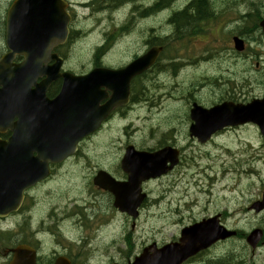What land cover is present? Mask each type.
<instances>
[{
    "label": "rangeland",
    "instance_id": "374dc122",
    "mask_svg": "<svg viewBox=\"0 0 264 264\" xmlns=\"http://www.w3.org/2000/svg\"><path fill=\"white\" fill-rule=\"evenodd\" d=\"M210 1L211 10L215 13L224 1L240 4L239 0ZM253 1V5L247 3L246 10L257 13L264 9V0ZM182 3L179 0L177 5ZM171 10L159 12L157 17L143 21L129 34L117 36L109 51L110 58L105 62L120 66L130 61L144 48L147 31L151 27L155 30L153 35L157 30L160 37L170 35L173 31V24L169 22ZM88 12L79 10V26L84 24L86 28L79 35L68 61V66L78 72L88 70L93 64L96 45L103 42L104 32L111 25L107 10L94 13L97 20H102L97 24L99 32H92L90 26L94 19L82 18V14ZM122 12L115 13V17L118 19L125 15ZM256 15L250 14L244 20V26H238L233 35L242 31L247 39L260 35V30L253 33L250 30ZM222 20L215 30L214 23L208 30L202 23L197 34L185 38V47L179 54L160 60L158 67L144 78L148 89L142 95V102L134 104L125 114L115 115L100 133L83 143L76 157L56 167L47 185L32 192L25 211L28 229L40 218L49 219V223H59V212L63 215L66 211L73 212L76 217L66 218V221L62 218L60 229L71 242H77L81 258L87 264L133 261L145 246L152 242L162 245L176 240L184 226L217 212L222 213L226 225L231 228L244 233L250 231L257 218L247 209L259 197L264 186V143L261 136L256 129H232L215 136L210 143L202 144L188 134L189 93L205 106L213 104L218 94L216 90L220 87V76H228L234 69L229 66L230 59L220 62V49L227 55L233 54V45L223 47L226 42L231 44L229 38L216 34L219 41L212 40L219 29L225 28ZM243 58L240 57L241 60ZM171 62L177 64L174 66ZM150 78L154 79L148 83ZM131 124L132 127H123ZM165 132L168 135H164ZM170 135L175 138V144L184 149L183 164L171 175L145 185L149 199L137 220L125 215L117 217L119 212L113 206V198L95 188L94 175L99 169H106L123 176L118 164L127 142L137 147H156L163 136ZM247 167H251L252 172L247 171ZM88 201L92 204L85 207L83 204ZM250 249L244 240L231 241L208 255L206 264L211 263L210 256L223 259L225 264H264V246L254 253Z\"/></svg>",
    "mask_w": 264,
    "mask_h": 264
},
{
    "label": "water",
    "instance_id": "95a60500",
    "mask_svg": "<svg viewBox=\"0 0 264 264\" xmlns=\"http://www.w3.org/2000/svg\"><path fill=\"white\" fill-rule=\"evenodd\" d=\"M50 3H57L58 5V0H24L22 4L23 14L20 13L14 20L12 34L20 39L24 36L26 37L24 40L26 43L36 45L42 44L43 38L52 37L49 27L51 18L48 19L49 23L47 26L44 24L40 26V20L44 16L50 15L47 12L48 9L45 10L43 5ZM64 21H66L65 13L57 19L56 28L60 26L61 22L64 25ZM262 25L264 27V21ZM23 32L27 33L24 34ZM65 34L66 31L63 35ZM26 35L30 38L28 39ZM160 51V47L153 48L147 55L122 70H105L104 72L96 70L94 73L96 95L95 99L92 98L93 102L87 100V93L82 88V85L90 80L88 76L85 78L69 76L65 81L66 92L64 91L65 93L63 92L53 101H48L45 98V88L40 90L39 86L31 91L29 94L30 106H28L30 111H25L26 117H29L30 122L29 142L26 146L23 145L22 141L14 146L0 143V201L8 195L10 198H14V210L17 209V206L22 202L23 191L46 175H49V163L62 161L73 154L79 139L96 129L108 115L112 104L99 106L98 87L100 85L108 86L114 91L116 98L127 97L130 78L152 65ZM30 52L32 61L40 59V56H34V54L40 53L38 48H31ZM44 69L33 64H27L19 68L0 66V77H5L6 79L4 82L6 98L9 92L8 85L13 82L18 84L23 79L21 76L25 74H29L30 77L27 79L34 83L33 80L36 77L34 73L38 70L46 73ZM55 69L57 71L58 66ZM8 70H10V73ZM47 74L49 75L48 82L55 79L56 75L53 72H48ZM99 78L102 79L98 81ZM1 94L2 92L0 91ZM67 97L72 102L73 111L76 113L74 115L79 118L73 122L68 121L67 115L70 114L69 112L66 113L67 108L64 110L63 107V101ZM88 107L94 108L93 115L88 111ZM5 108H10V104L0 106V112L4 111ZM248 112L247 110L230 107L205 110L195 105L192 109V119L195 124L191 127V134L198 136L201 141H206L213 132L221 128V124H237V119ZM218 115L222 123L213 120ZM254 120L257 122L261 120L264 124V114L256 116ZM203 126L207 127V129H203ZM262 127L264 130V125ZM177 153V151H172L169 148L153 154L145 152L135 153L128 149L123 163L131 173L130 187L132 190H123L118 193L115 206L136 216V209L144 197L139 193L142 180L166 172V163L168 161L172 163L169 169L172 168L177 163ZM99 175L105 174L100 172ZM2 210L0 208V212ZM231 234L220 226L214 218L196 223L182 231V244H171L156 253V264H181L199 250L207 248L219 238H225ZM260 237V233L254 232L248 237V241L253 246H256ZM134 264H141L140 259H137Z\"/></svg>",
    "mask_w": 264,
    "mask_h": 264
},
{
    "label": "flooded vegetation",
    "instance_id": "af4514ba",
    "mask_svg": "<svg viewBox=\"0 0 264 264\" xmlns=\"http://www.w3.org/2000/svg\"><path fill=\"white\" fill-rule=\"evenodd\" d=\"M117 1L120 2L121 0ZM136 1L139 2V4H137ZM136 1H132V3L136 5L132 6L129 13L124 18L123 26H121L122 30L133 31L137 28L141 20L154 17V15L157 14V10L154 9L155 6L157 9H166L175 4L174 0H155L154 3L153 0ZM14 2L15 0H0V6L3 5L0 7V60L4 57V55L11 51L7 44L6 17ZM74 4L70 3L68 8L73 21L77 20V14H73L74 9L76 8V5ZM78 32L77 26L72 24L70 29V38L67 43L62 46H55L52 53L62 57L63 70L80 75L84 73L77 72L68 66V61L71 57V50L73 48L74 36L77 35ZM245 39H247V37H245ZM246 41V48L242 52L232 48L233 54L227 55L226 53L223 54L222 51H220V62H223V58H229L231 60L229 66L234 69L232 74L228 76H220L218 84L220 87L216 90L218 94H216L215 102L213 104L219 105L230 103L234 108L251 106L248 107L247 110H249V112L247 114L238 118V120L241 121L237 125L238 127H229L226 130L233 129L234 131H237L249 128L256 129L257 132H260L261 127L254 119L256 116L264 114V50L258 46V42L264 43V33L261 32L260 35L255 37V39L249 36ZM148 44L149 43H146V50L144 52L148 51L152 47ZM109 51L110 49H107L104 53ZM242 56H244L243 60L240 59ZM23 59V55L13 56L12 64L13 62L19 63ZM225 61H227V59ZM95 64L96 62L93 60V65ZM62 85L63 79L62 77H59L48 87L46 92L47 96L51 99L56 97L59 94ZM6 104H10V114L7 116V126H2L5 118H1V126L3 130L0 132V139L2 141L8 140L13 136L14 124L19 123L21 120L18 112L21 110L24 111V109L29 106V99L25 100V97L18 100H15L13 97L6 99L4 95H0V106H4ZM15 109H17V111L14 113ZM123 110L124 108H118L116 109V113ZM25 119L26 118L24 117V120ZM98 191L103 192L101 189ZM263 191L264 186L260 190L259 198L263 197ZM24 208L25 203L23 204L20 212H13L7 216L0 217V264H15V250L20 246H28L31 248V250L27 253L26 258L31 260L33 259V264H56L57 260L63 257L68 264H79L77 242L68 241L67 239H69V237L65 235H52L50 232V234H46L44 232L39 235H31L30 231L26 228L20 229L18 234H15V217L22 213ZM252 211L251 213L253 216L256 214H264V210L256 212L252 209ZM72 215L75 216L74 213H72Z\"/></svg>",
    "mask_w": 264,
    "mask_h": 264
},
{
    "label": "trees",
    "instance_id": "16d2710c",
    "mask_svg": "<svg viewBox=\"0 0 264 264\" xmlns=\"http://www.w3.org/2000/svg\"><path fill=\"white\" fill-rule=\"evenodd\" d=\"M210 10V0H193L188 7L179 12H175L172 22L176 24L177 33L182 35L183 32L181 30H183L184 28L188 29L189 25L192 24V22H195L196 20L201 18L208 17L210 15ZM162 43H164L163 39H160V44ZM224 262L225 261L212 262L210 264H223Z\"/></svg>",
    "mask_w": 264,
    "mask_h": 264
},
{
    "label": "bare ground",
    "instance_id": "6f19581e",
    "mask_svg": "<svg viewBox=\"0 0 264 264\" xmlns=\"http://www.w3.org/2000/svg\"><path fill=\"white\" fill-rule=\"evenodd\" d=\"M177 0H174V2H176Z\"/></svg>",
    "mask_w": 264,
    "mask_h": 264
}]
</instances>
